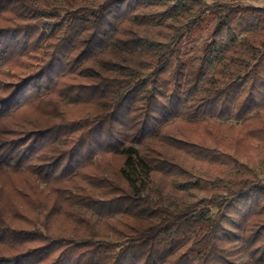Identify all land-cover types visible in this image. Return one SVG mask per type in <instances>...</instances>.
Returning a JSON list of instances; mask_svg holds the SVG:
<instances>
[{"label":"trees","instance_id":"16d2710c","mask_svg":"<svg viewBox=\"0 0 264 264\" xmlns=\"http://www.w3.org/2000/svg\"><path fill=\"white\" fill-rule=\"evenodd\" d=\"M259 157L264 9L0 0V264H264Z\"/></svg>","mask_w":264,"mask_h":264},{"label":"rangeland","instance_id":"374dc122","mask_svg":"<svg viewBox=\"0 0 264 264\" xmlns=\"http://www.w3.org/2000/svg\"><path fill=\"white\" fill-rule=\"evenodd\" d=\"M208 4L220 3L228 5L255 6L264 9V0H204ZM203 38V36H202ZM250 172V177H255L259 181H264V157L256 158L252 163L245 165ZM243 176H246L244 174Z\"/></svg>","mask_w":264,"mask_h":264}]
</instances>
